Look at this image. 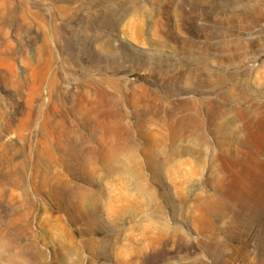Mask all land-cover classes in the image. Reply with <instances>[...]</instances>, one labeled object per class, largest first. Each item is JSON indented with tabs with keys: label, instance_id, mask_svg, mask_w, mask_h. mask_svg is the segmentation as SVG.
I'll return each instance as SVG.
<instances>
[{
	"label": "rangeland",
	"instance_id": "374dc122",
	"mask_svg": "<svg viewBox=\"0 0 264 264\" xmlns=\"http://www.w3.org/2000/svg\"><path fill=\"white\" fill-rule=\"evenodd\" d=\"M263 73L264 0H0V264H264Z\"/></svg>",
	"mask_w": 264,
	"mask_h": 264
},
{
	"label": "bare ground",
	"instance_id": "6f19581e",
	"mask_svg": "<svg viewBox=\"0 0 264 264\" xmlns=\"http://www.w3.org/2000/svg\"><path fill=\"white\" fill-rule=\"evenodd\" d=\"M226 50H227V49H226ZM189 52H190V51H189ZM233 59H234V58H233ZM239 63H240V62H239ZM178 65H179V64H178ZM255 69H257V68H255ZM258 71H259V70H258ZM261 71H262V70H261ZM182 73H183V72H182ZM253 73H254V72H253ZM256 73H257V72H255V74H256ZM258 73H259V72H258ZM180 74H181V73H180ZM260 74H262V73H260ZM260 74H259V75H260ZM263 74H264V73H263ZM198 76H199V75H198ZM237 76H238V75H237ZM237 76H236V77H237ZM260 76H261V75H260ZM260 76H259V77H260ZM238 77H239V76H238ZM183 78H184V77H183ZM234 78H235V77H234ZM245 112H246V111H245ZM152 113H153V112H152ZM157 120H158V119H157ZM214 124H215V123H214ZM233 125H234V124H233ZM215 126H216V129H215V128H214V129H215V131H216V135H217V137H219L220 133L222 132V126H223V125L220 124V123H219V124L217 123ZM225 129H226V128H225ZM235 129H236V128H235ZM235 131H236V130H235ZM181 135H182V134H181ZM193 135H194V134H193ZM166 136H167V135H166ZM203 136H204V135H203ZM166 138H167V137H166ZM194 138H195V137H194ZM172 140H173V139H172ZM99 152H100V151H99ZM102 157H103L102 160H104V159H105V154H102ZM95 158H96V157H95ZM107 171H108V170H107ZM220 181H221V180H220ZM138 190H142V187H138Z\"/></svg>",
	"mask_w": 264,
	"mask_h": 264
}]
</instances>
